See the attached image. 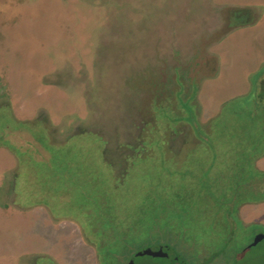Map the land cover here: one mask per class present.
<instances>
[{
	"label": "rangeland",
	"instance_id": "1",
	"mask_svg": "<svg viewBox=\"0 0 264 264\" xmlns=\"http://www.w3.org/2000/svg\"><path fill=\"white\" fill-rule=\"evenodd\" d=\"M262 67L264 0H0V264H264Z\"/></svg>",
	"mask_w": 264,
	"mask_h": 264
},
{
	"label": "trees",
	"instance_id": "2",
	"mask_svg": "<svg viewBox=\"0 0 264 264\" xmlns=\"http://www.w3.org/2000/svg\"><path fill=\"white\" fill-rule=\"evenodd\" d=\"M227 12L229 13L228 14L230 20L229 24L232 25L233 27L244 26L255 22V20L257 19V16H255L254 14L255 12L253 7H249V6L246 7L235 6V7L227 8ZM235 16L237 19L234 18ZM254 75L255 76L252 80L253 85L250 89V92L243 95V98H245L246 101V105L250 107L249 114L251 117H257L259 115V110L261 108L264 109V98L261 97L262 99L259 100V95L257 93V81L259 80L260 77L264 75V67L258 70ZM262 94H264V92Z\"/></svg>",
	"mask_w": 264,
	"mask_h": 264
},
{
	"label": "flooded vegetation",
	"instance_id": "3",
	"mask_svg": "<svg viewBox=\"0 0 264 264\" xmlns=\"http://www.w3.org/2000/svg\"><path fill=\"white\" fill-rule=\"evenodd\" d=\"M259 242L260 241H258L256 244H252L253 243L252 242L251 244L248 245V247L246 249L257 245ZM149 248H152L154 250L162 249V251L159 252V255H148L154 259L160 260L161 264H188V261L186 260V258L184 256H182L180 254V252L176 251L173 247H171L167 243L161 242V243L155 244L154 246H151ZM139 251L140 250H138L134 254V256L128 260V262L126 264H128L130 262V260H132V259L135 260V264H138V259H140V257L144 256V255H137L139 253ZM221 253L222 252L211 253L205 259L204 258L201 259V257H200L199 258V261H200L199 264H209V262L211 263L213 261L217 262V260L221 257ZM217 264H222V263L218 262ZM235 264H240L239 260H236Z\"/></svg>",
	"mask_w": 264,
	"mask_h": 264
},
{
	"label": "water",
	"instance_id": "4",
	"mask_svg": "<svg viewBox=\"0 0 264 264\" xmlns=\"http://www.w3.org/2000/svg\"><path fill=\"white\" fill-rule=\"evenodd\" d=\"M264 238V234H258L252 244H256L258 241ZM162 249L154 250L152 248H145L139 251L137 255H159V252H161ZM128 264H135V260L132 259Z\"/></svg>",
	"mask_w": 264,
	"mask_h": 264
},
{
	"label": "crops",
	"instance_id": "5",
	"mask_svg": "<svg viewBox=\"0 0 264 264\" xmlns=\"http://www.w3.org/2000/svg\"><path fill=\"white\" fill-rule=\"evenodd\" d=\"M261 160V161H260ZM256 162V168L258 169H261V170H264V153L263 155H259L255 158V161H254V164ZM262 164V165H261ZM262 167V168H261ZM250 204V203H254V200H247V201H243L242 203H240L241 205H244V204ZM252 212V211H250Z\"/></svg>",
	"mask_w": 264,
	"mask_h": 264
}]
</instances>
